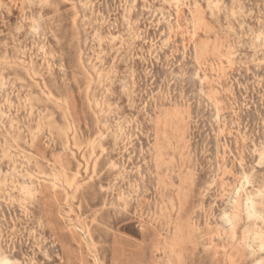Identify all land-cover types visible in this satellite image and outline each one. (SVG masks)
I'll use <instances>...</instances> for the list:
<instances>
[{"label":"rangeland","instance_id":"obj_1","mask_svg":"<svg viewBox=\"0 0 264 264\" xmlns=\"http://www.w3.org/2000/svg\"><path fill=\"white\" fill-rule=\"evenodd\" d=\"M263 192L264 0H0V264H264Z\"/></svg>","mask_w":264,"mask_h":264},{"label":"bare ground","instance_id":"obj_2","mask_svg":"<svg viewBox=\"0 0 264 264\" xmlns=\"http://www.w3.org/2000/svg\"><path fill=\"white\" fill-rule=\"evenodd\" d=\"M226 10V9H225ZM235 12V11H234ZM157 17V16H156ZM84 19V18H83ZM145 19V18H144ZM157 19V18H156ZM102 20V19H101ZM160 26V25H159ZM122 35V34H121ZM141 36V35H140ZM154 43V42H153ZM41 45V44H40ZM246 46V45H245ZM186 55V54H185ZM33 67V66H32ZM252 74V73H251ZM183 81V80H182ZM245 99V98H244ZM205 105V104H204ZM244 105V104H243ZM24 106V105H23ZM258 114V113H257ZM108 117V116H107ZM118 117V116H117ZM217 117V116H216ZM209 118V117H208ZM104 139V138H103ZM151 141V140H150ZM152 142V141H151ZM234 146V145H233ZM255 146V145H254ZM223 148V147H222ZM255 148V147H254ZM195 156V155H194ZM230 163V161H229ZM130 166V165H128ZM228 168V166H227ZM253 168V167H252ZM18 169V168H17ZM31 172V171H30ZM30 175V174H29ZM128 175V174H127ZM144 176V175H143ZM56 177V176H55ZM52 180V179H51ZM158 180V179H157ZM234 181V180H233ZM247 181V180H246ZM56 182V181H55ZM149 182V181H148ZM51 184H54L53 182ZM127 185V184H126ZM248 185V183H247ZM58 187V186H57ZM153 188V187H152ZM263 189V188H262ZM239 190L236 191V195L238 196L239 195ZM261 192V190H260ZM262 193V192H261ZM264 193V192H263ZM251 196V195H250ZM254 196V195H253ZM251 196V197H253ZM73 197V196H72ZM247 198L246 203H245V206H246V210H247V213H249L248 215H255V207H254V201H253V198ZM236 198V197H235ZM6 200V199H5ZM234 201V200H233ZM244 208V206H243ZM245 211V210H244ZM233 212V214H232ZM232 212L230 214H227L226 216H223L225 217V219L227 220V224L229 226V229L231 230V234H230V240L232 242H236L237 241V238H238V233H237V227L239 226V218H240V214H241V205L239 203V200H235L234 201V204H233V209H232ZM245 213V214H247ZM226 214V213H225ZM23 216V215H22ZM260 216V215H259ZM86 218V217H85ZM256 219V218H255ZM226 222V221H225ZM247 229V228H246ZM169 230V229H168ZM245 230V229H244ZM80 231V230H79ZM247 235V234H246ZM256 238V237H255ZM248 239V238H246ZM248 244V243H247ZM250 246V245H249ZM249 248V247H247ZM239 251L240 249L236 247V245L234 244L233 248H232V253H234L235 251ZM99 257V256H98ZM11 261V260H10ZM9 263V262H8ZM1 264H7V262H3ZM41 264V263H40Z\"/></svg>","mask_w":264,"mask_h":264}]
</instances>
